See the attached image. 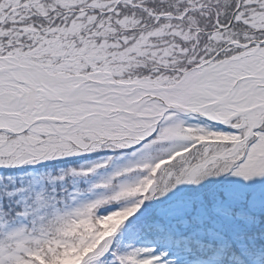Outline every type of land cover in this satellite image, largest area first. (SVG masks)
<instances>
[{"label": "snow or ice", "instance_id": "1", "mask_svg": "<svg viewBox=\"0 0 264 264\" xmlns=\"http://www.w3.org/2000/svg\"><path fill=\"white\" fill-rule=\"evenodd\" d=\"M69 246L264 264V0H0V264Z\"/></svg>", "mask_w": 264, "mask_h": 264}, {"label": "trees", "instance_id": "2", "mask_svg": "<svg viewBox=\"0 0 264 264\" xmlns=\"http://www.w3.org/2000/svg\"><path fill=\"white\" fill-rule=\"evenodd\" d=\"M111 157V160L108 158ZM132 159L129 153H121L116 151H99L97 153L84 154L81 158L74 160L73 165L76 167H87L94 163H103L108 160L105 167L97 169L96 173L88 177L81 178L79 181V186L86 188L92 183L98 182L101 178L110 175L116 168L126 165ZM101 227L107 228L109 224V218H105L103 223L97 222ZM94 226L88 222H82L77 225L72 231L75 232L78 229L82 230V233H90ZM87 249H85V252ZM76 248L69 246L67 249L63 250L59 256L55 257L53 264H76L79 262L77 255H74Z\"/></svg>", "mask_w": 264, "mask_h": 264}, {"label": "rangeland", "instance_id": "3", "mask_svg": "<svg viewBox=\"0 0 264 264\" xmlns=\"http://www.w3.org/2000/svg\"><path fill=\"white\" fill-rule=\"evenodd\" d=\"M125 162H129V161H125Z\"/></svg>", "mask_w": 264, "mask_h": 264}]
</instances>
